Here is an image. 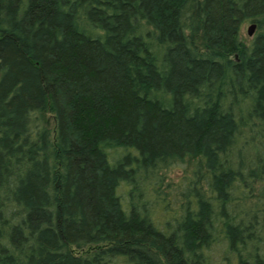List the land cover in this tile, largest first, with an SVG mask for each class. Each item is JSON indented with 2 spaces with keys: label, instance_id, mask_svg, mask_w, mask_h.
Masks as SVG:
<instances>
[{
  "label": "trees",
  "instance_id": "trees-1",
  "mask_svg": "<svg viewBox=\"0 0 264 264\" xmlns=\"http://www.w3.org/2000/svg\"><path fill=\"white\" fill-rule=\"evenodd\" d=\"M29 1L19 18V0H0L4 137L0 176L5 155L24 129L33 148L50 147V160L21 172V184L13 188L17 199L30 209L32 242L25 246L30 256L0 264H86V257L105 264L104 259L116 253L127 254L135 262L130 264H159V256L142 250L140 238L129 231L136 227L150 236L151 230L142 222L137 224L139 217L133 210L126 220L113 198V185L123 172L118 165L109 168L105 148L111 141L133 145L149 166H156L157 158L162 163L188 153L192 158L209 156L208 169L220 193L217 199H222L223 186L233 172L230 176L212 172L217 166L215 152L233 141L245 107L233 113V120L216 103L195 114L196 98L190 93L212 74L221 73L217 61L230 64L235 62L230 56L237 57L248 72L236 64L237 82L243 83L247 73L258 101L257 114L252 113L264 129V42H258L250 56L239 32L242 23L252 21L264 33V0ZM181 9L200 13L204 42L193 52L177 21ZM215 99L228 102L226 90L216 91ZM48 188L55 201L54 220L46 208ZM203 202L201 212L184 224L180 235L191 251V244L206 238L202 215L210 204ZM234 227L235 237L238 228ZM122 231L126 236L114 245H100L111 240L104 237L100 243L87 244L88 253L72 252L78 238L88 242L99 234ZM154 239L166 255H172L171 264L181 262L170 240Z\"/></svg>",
  "mask_w": 264,
  "mask_h": 264
},
{
  "label": "rangeland",
  "instance_id": "rangeland-1",
  "mask_svg": "<svg viewBox=\"0 0 264 264\" xmlns=\"http://www.w3.org/2000/svg\"><path fill=\"white\" fill-rule=\"evenodd\" d=\"M29 6V0H19V18ZM199 20L200 13L195 9H181L178 12L177 21L183 25V39L191 52L202 47L204 42ZM251 23L255 22L247 21L239 27L240 38L247 46L250 56L255 52L258 42H264V33L258 30L257 25L253 33L248 34L247 29ZM230 58L235 62L228 64L217 61L221 73L212 74L208 81L200 82L196 90L190 93L196 98L195 114L199 110L212 108L216 103L233 120V113L243 105L245 107L242 122L240 125L235 124L231 136L233 141L222 152L214 151L217 166H213L212 172L221 175L233 172L229 182L223 186L222 199H217L219 191L211 179L209 156L207 158L203 154L192 158L188 153L178 160L171 157L162 163L161 159L157 158L156 166H149L143 163L144 156L133 145L111 141L105 148L104 155L109 168L120 166L123 172L113 185V198L126 220H130L133 210L137 218L139 217L137 224L142 222L147 230H151L150 236H146L136 227L129 231L134 233V237L140 238L139 246L144 248L142 250L147 254L155 253L159 256V264H171L172 255H166L154 238H165L172 242V246H175L181 255L179 264H264V169L263 164H260L264 157V129L260 118L252 113L257 111L258 101L255 94L254 97L252 95L253 89L248 83L246 66L242 65L243 61H239L237 57ZM236 64H241L242 69L247 72L244 74L243 83L240 84L237 82L239 66ZM2 78L0 67V84ZM220 88L226 90L228 102L215 99V93ZM47 116L51 122L50 127L54 130L53 117L49 113ZM27 131L24 129L19 134L17 145L5 155L4 170L0 176V261H17L30 256L25 249V246L30 247L32 242L28 223L30 209L17 199L13 188L20 186L21 172L31 170L35 165L46 164L50 160V147L47 145L46 148H33ZM3 138V128H0V140ZM46 196L49 202L46 208L54 220L55 201L50 188L46 190ZM202 202L203 205L210 204L208 213L203 212L202 215L203 234L206 238L200 244H191V251L183 244L180 235L183 236L184 224L201 212ZM235 225L238 231L234 237L231 229H235ZM106 235L99 234V237H92L88 242L84 238H78L72 244V252L88 253L91 248L87 244H93L95 241L100 243L104 237L111 240L103 241L100 245H114L117 240L124 239L126 233L122 231L116 235ZM83 259L86 264H96L90 258ZM104 261L105 264L135 263L127 254L117 253L110 254Z\"/></svg>",
  "mask_w": 264,
  "mask_h": 264
},
{
  "label": "water",
  "instance_id": "water-1",
  "mask_svg": "<svg viewBox=\"0 0 264 264\" xmlns=\"http://www.w3.org/2000/svg\"><path fill=\"white\" fill-rule=\"evenodd\" d=\"M254 28H255V23H251L247 29L249 35L253 33Z\"/></svg>",
  "mask_w": 264,
  "mask_h": 264
},
{
  "label": "flooded vegetation",
  "instance_id": "flooded-vegetation-1",
  "mask_svg": "<svg viewBox=\"0 0 264 264\" xmlns=\"http://www.w3.org/2000/svg\"><path fill=\"white\" fill-rule=\"evenodd\" d=\"M256 25V24H255Z\"/></svg>",
  "mask_w": 264,
  "mask_h": 264
}]
</instances>
